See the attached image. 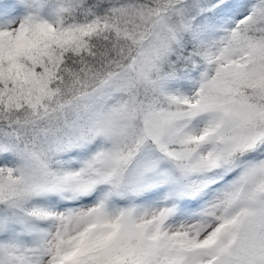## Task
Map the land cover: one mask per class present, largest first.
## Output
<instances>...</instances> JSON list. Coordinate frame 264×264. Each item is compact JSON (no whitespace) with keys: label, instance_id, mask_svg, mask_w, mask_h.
Instances as JSON below:
<instances>
[{"label":"snow or ice","instance_id":"1","mask_svg":"<svg viewBox=\"0 0 264 264\" xmlns=\"http://www.w3.org/2000/svg\"><path fill=\"white\" fill-rule=\"evenodd\" d=\"M0 264H264V0H0Z\"/></svg>","mask_w":264,"mask_h":264}]
</instances>
